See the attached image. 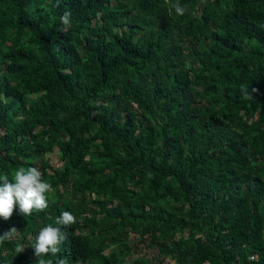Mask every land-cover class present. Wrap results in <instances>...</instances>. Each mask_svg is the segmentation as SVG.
I'll return each mask as SVG.
<instances>
[{
    "label": "trees",
    "instance_id": "1",
    "mask_svg": "<svg viewBox=\"0 0 264 264\" xmlns=\"http://www.w3.org/2000/svg\"><path fill=\"white\" fill-rule=\"evenodd\" d=\"M20 167L52 191L0 218V264H37L64 211L51 264H264V0H0V175Z\"/></svg>",
    "mask_w": 264,
    "mask_h": 264
},
{
    "label": "clouds",
    "instance_id": "2",
    "mask_svg": "<svg viewBox=\"0 0 264 264\" xmlns=\"http://www.w3.org/2000/svg\"><path fill=\"white\" fill-rule=\"evenodd\" d=\"M178 16H183L186 9L178 2L171 4ZM61 31H66L71 25V13L65 12L61 17ZM257 90L252 89V93ZM252 93L247 89H242V95L245 100L253 99ZM52 191V185L42 179V173L37 167H20L14 172L13 180L10 181L7 174L0 175V218L7 221L14 212V208L18 205L19 212L23 216H31L33 211H43L48 207L46 193ZM78 222V218L71 212L64 211L56 218V227L51 225L40 230L33 245L34 255L38 257L37 264H51L44 259L49 255L56 256L60 252V245L67 239L62 228H67ZM82 222V218L79 220ZM17 232L15 227L8 232L0 235V242L5 239H11L12 235ZM24 247L17 245L16 252L22 253ZM59 264H66L61 259Z\"/></svg>",
    "mask_w": 264,
    "mask_h": 264
},
{
    "label": "rangeland",
    "instance_id": "3",
    "mask_svg": "<svg viewBox=\"0 0 264 264\" xmlns=\"http://www.w3.org/2000/svg\"><path fill=\"white\" fill-rule=\"evenodd\" d=\"M204 1L207 3V2H210L212 0H204ZM197 15L199 16L198 13H197ZM242 48H243L244 51H247V49H248L246 45H243ZM51 161H52V164L54 166L59 167L60 164L58 163V160H57V156L56 155H53L51 157ZM136 238H137L136 236L131 235L130 243L132 244L133 242H135L136 241ZM137 252L138 253H134L132 255L131 259L132 258H135L137 256V254H139V255L145 257L146 259H148L151 263H156V262L160 261V258H161L158 255V252L155 249H153V248H146V247H144L142 245L139 246V249H138ZM164 264H167V262H164Z\"/></svg>",
    "mask_w": 264,
    "mask_h": 264
},
{
    "label": "built area",
    "instance_id": "4",
    "mask_svg": "<svg viewBox=\"0 0 264 264\" xmlns=\"http://www.w3.org/2000/svg\"><path fill=\"white\" fill-rule=\"evenodd\" d=\"M250 259H253V257H251Z\"/></svg>",
    "mask_w": 264,
    "mask_h": 264
}]
</instances>
